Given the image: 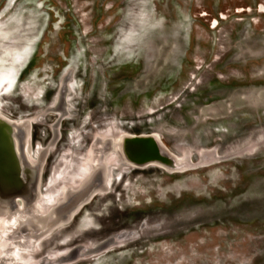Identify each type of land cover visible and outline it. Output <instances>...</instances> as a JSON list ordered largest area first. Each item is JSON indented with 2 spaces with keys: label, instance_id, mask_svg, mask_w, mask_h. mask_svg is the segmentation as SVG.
Here are the masks:
<instances>
[{
  "label": "rangeland",
  "instance_id": "1",
  "mask_svg": "<svg viewBox=\"0 0 264 264\" xmlns=\"http://www.w3.org/2000/svg\"><path fill=\"white\" fill-rule=\"evenodd\" d=\"M21 65L32 70L20 87L34 102L32 122L21 125L27 158L42 153L38 198L77 175L105 128L153 133L193 165L170 172L111 161L76 227H51L36 250L21 249V262L63 264L75 248L111 239L68 264H264V0H0L7 118L20 103L10 90ZM64 84L57 117L50 107ZM63 150L53 167L63 174L44 187ZM92 213L110 223L83 234L102 219Z\"/></svg>",
  "mask_w": 264,
  "mask_h": 264
},
{
  "label": "water",
  "instance_id": "2",
  "mask_svg": "<svg viewBox=\"0 0 264 264\" xmlns=\"http://www.w3.org/2000/svg\"><path fill=\"white\" fill-rule=\"evenodd\" d=\"M14 128H17L14 123L0 116V264H24L18 258V251L32 249L38 237L65 220L67 213L97 185L92 184L67 206L63 199L66 195L48 205L46 199L37 195L41 157L29 162L26 156L27 133L21 129L14 132ZM99 170L100 167L92 171L100 175ZM69 192L71 190L64 194ZM61 206L63 212L51 217L52 212Z\"/></svg>",
  "mask_w": 264,
  "mask_h": 264
},
{
  "label": "bare ground",
  "instance_id": "3",
  "mask_svg": "<svg viewBox=\"0 0 264 264\" xmlns=\"http://www.w3.org/2000/svg\"><path fill=\"white\" fill-rule=\"evenodd\" d=\"M3 118V117H2ZM8 121V120H7ZM22 123L15 124L17 128H14V132L16 129L25 130L26 133L28 131L27 126L23 128L24 126L21 125ZM22 131V132H23ZM27 135V134H26ZM15 140V139H14ZM16 143V140L14 141ZM95 146V147H94ZM97 147V149H96ZM111 150L114 151L113 158L111 156L108 159V156L111 152ZM93 153L91 156V162L89 161V166L86 168L87 172L90 173L91 170H93L95 163L97 162L99 165L95 166L96 168L100 167V170L98 173L103 172V165L101 162L104 160V162H111L117 164H127L129 166H135V167H145L147 165H156L163 167L167 171H183L185 169H188L189 167H192L193 165L189 162L188 156L186 153L183 154V156H177L173 153H171L156 137L154 134H125L124 136H117L116 138L114 136H111V140H106L104 143L96 142L93 145ZM97 151H102L101 154L97 155ZM104 158L103 160H101ZM31 163L32 161L29 160ZM103 163V162H102ZM102 167V168H101ZM30 174L27 175V178H29ZM96 177V179H95ZM89 180V183L87 181ZM95 180V181H94ZM78 185L77 189H73L75 187H71V192L64 194L63 199H65V206H67L69 203H73L77 197H79L84 191H86L92 184H97L95 188H93L89 194L85 197L84 200L77 203L74 208H72L66 215V219L64 221H68L71 219V217L74 215L75 212L78 211V209L81 207L82 204H84L90 196L94 192L101 191L105 188V176H102V173L99 175L97 173H94L93 171L90 173L89 176L86 177V179L80 183L81 181H76ZM94 182V183H93ZM71 182L69 183V185ZM53 195V194H51ZM49 194L47 195L48 199ZM53 205V204H52ZM63 208H58V210H55L57 213L51 214V217H57V215L61 214L63 211H60ZM79 256L78 249L75 248L72 253L68 255V258H61L65 259L61 261L60 263H66L70 262L72 260H75Z\"/></svg>",
  "mask_w": 264,
  "mask_h": 264
},
{
  "label": "flooded vegetation",
  "instance_id": "4",
  "mask_svg": "<svg viewBox=\"0 0 264 264\" xmlns=\"http://www.w3.org/2000/svg\"><path fill=\"white\" fill-rule=\"evenodd\" d=\"M26 62V61H25ZM25 62H24V64H25ZM22 68V69H21ZM23 68H26L25 70L23 69ZM39 69H40V67H38ZM24 70V71H23ZM30 72H32V70L29 68V66H27V65H21V66H19L18 68H17V72H16V75H15V78H14V84H13V87L11 88V90H10V94L12 95H14V97H16V100L17 101H19L20 103H14V104H12V106H14L15 108L14 109H12V112L9 114V115H11L12 117H14V118H7V117H5L2 113H0V116L1 117H3L4 119H6V120H8L9 122H12V123H14V124H19L20 125V123H24V122H26V120L27 121H31V118L30 117H27V116H29L32 112L30 111V110H28L26 107H28V106H30V105H32L34 102H27L25 99H26V93L25 92H23L21 89H20V87H22L23 89H24V84H25V80H26V77H28V74L30 73ZM27 83V82H26ZM61 87H60V91H59V93H57V94H55L54 95V97L52 98V104L53 105H51V107L50 108H53L52 109V111H53V113L55 114V115H57V117H58V112H61V114L63 113V112H65V111H63L64 109H66L64 106H62V104L64 103V99H65V94H66V91L68 90L67 89V86H66V84H64V85H60ZM69 92V91H68ZM8 94H9V92L8 93H2V95H1V97H7L8 96ZM45 94V93H44ZM69 94H70V92H69ZM25 97V98H24ZM50 97V96H49ZM48 97V98H49ZM57 97H59V102H60V105H56V106H54L55 105V103H54V101L53 100H55V102H57ZM3 101V100H2ZM7 102V101H6ZM0 106L2 107V105L0 104ZM23 106V107H22ZM1 107H0V110H2L1 109ZM25 107V108H24ZM20 116H23V117H25V119H19L18 117H20ZM49 119V118H48ZM32 122V121H31ZM106 127H108V128H110L109 126H106ZM104 131H106V133L105 134H102V135H98V137H96V139L93 141V143H92V146H91V149H90V151H88V152H85L84 154H83V157H82V161H81V163L78 165V168H77V175H75L72 179H70V181H68V182H65V183H62V182H60L59 183V181L57 182V181H55L53 184H54V187H55V189H59L58 190V192L56 193V192H51L50 194H49V196H48V198H53L52 199V204H54L55 202H57L58 200H60L61 198H63V195H64V193L66 192V191H68V190H70L71 189V187H75V186H77V188H78V185H76L77 184V182L76 181H81L80 183H82L83 182V180L88 176L87 174H88V172H87V170H86V168L89 166V161L91 162V158H93L92 156H91V154L93 153V145H94V143H95V141L96 142H99V143H104V141H106V140H111V136H114L115 138L117 137V136H121V135H116L114 132H112L111 131V129L110 130H108L107 128H105L104 129ZM47 134H48V131H47ZM137 134H141V133H137ZM137 134H133V135H137ZM147 134V133H146ZM148 134H153V133H148ZM56 135V132L54 133V136ZM125 135V134H124ZM124 135H122V136H124ZM155 135V134H154ZM53 138V137H52ZM255 138H257L256 136H255ZM88 139V138H87ZM252 139V138H251ZM255 140V139H254ZM236 141H234V143H235ZM82 144V143H81ZM87 145V144H86ZM85 145V146H86ZM95 147V146H94ZM27 148V147H26ZM96 149H97V147H96ZM230 150V149H229ZM64 152V150L63 151H61V152H59V156L55 159V160H53V161H51L49 164H48V166L46 167V169H45V172H46V174H45V177H44V179H43V182H44V187H46V181H47V179L49 178V176H51V175H53V172H54V170H53V167H54V165L57 163V160H58V158H60L61 157V155H62V153ZM102 153V151H97L96 152V154L97 155H99V154H101ZM185 153V152H184ZM41 155H42V153H40L38 156H37V158L35 159V160H31L32 162H34V161H36L37 159H39V157H41ZM111 156V153L109 154V156H108V159H109V157ZM104 158H102L101 160H103ZM111 159V158H110ZM28 160H30V159H28ZM103 162V163H102ZM101 162V164L103 165V172H101L102 173V176H105V174H106V167L108 166V165H111V162L109 161V162H104V160ZM100 164V163H99ZM97 162L95 163V166H98L99 165ZM113 165H115L114 163H113ZM118 166H119V164H117ZM95 166H94V168H95ZM93 168V169H94ZM102 168V167H101ZM134 168H138V167H134ZM61 170V171H60ZM63 170H64V168H62V169H58L57 171H55L54 172V175H53V178H55V175L57 174V176H59V175H61V174H63ZM59 172V173H58ZM72 180V181H71ZM71 182V184L69 185V183ZM103 185H105V184H103ZM44 190H45V192H44V195H43V197L41 196V198L42 199H46L47 200V195H48V192H47V190L44 188ZM43 190V191H44ZM51 194H53V195H51ZM100 194V193H99ZM113 196V195H112ZM109 197V196H108ZM84 204H82L81 205V207L78 209V211L77 212H75L74 213V215L71 217V219H70V224L68 225V226H66V227H70V226H74V227H76L75 226V224L77 223L78 224V222H80V220L84 217L83 216V211H81V209H82V206H83ZM93 214V218H96V217H100V216H102V219L101 220H99L98 222V224H97V226H95V227H91V225L90 226H85V227H82V228H80V230H81V232H83V234L87 231V230H99V229H102V228H105V224H107V223H110V215H105L104 216V214H101V213H96V214H94V213H92ZM85 216H87V215H85ZM87 217H89V216H87ZM91 217V218H92ZM73 223H75V224H73ZM66 227H64V228H62V229H59V230H65V228ZM119 234H125V233H119ZM126 234H128V233H126ZM58 236H59V233L57 234ZM56 235V236H57ZM55 236V235H54ZM52 237H53V235H52ZM84 237H82V240H80V242H83V239ZM140 238V237H139ZM139 238H137V239H139ZM88 239V238H87ZM123 240V239H122ZM135 240V239H134ZM123 241H127V240H123ZM38 243V242H37ZM59 243V241L57 242V244ZM60 244V243H59ZM92 244H94V248H96V249H94V250H90V249H88V250H85V249H80L81 247H77V249H78V252H79V249H80V252H79V256L78 257H84L85 255H89V254H93V252H95V251H99V250H102V249H105V248H107V247H109L110 245H111V239H109V240H107V241H105V242H103V243H92ZM36 248H37V246H36V244L34 243V246H33V248L32 249H30V250H27L28 252L29 251H34V250H36ZM18 258L19 259H21L22 260V257H20L19 255L21 254V250L20 251H18ZM45 256V255H44ZM77 257V258H78ZM76 258V259H77ZM23 260H24V258H23ZM90 261V260H89ZM89 261H87V262H85L84 264H88V262ZM25 262H28V261H25ZM22 263H24V261H22ZM69 262H66V263H63V264H68Z\"/></svg>",
  "mask_w": 264,
  "mask_h": 264
}]
</instances>
